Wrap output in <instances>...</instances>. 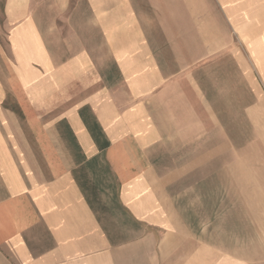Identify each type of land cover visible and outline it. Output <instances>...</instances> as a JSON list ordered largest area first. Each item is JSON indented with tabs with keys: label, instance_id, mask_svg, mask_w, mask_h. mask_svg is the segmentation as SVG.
Instances as JSON below:
<instances>
[{
	"label": "crops",
	"instance_id": "0c3cea01",
	"mask_svg": "<svg viewBox=\"0 0 264 264\" xmlns=\"http://www.w3.org/2000/svg\"><path fill=\"white\" fill-rule=\"evenodd\" d=\"M260 129L264 0H0V264H260Z\"/></svg>",
	"mask_w": 264,
	"mask_h": 264
},
{
	"label": "rangeland",
	"instance_id": "374dc122",
	"mask_svg": "<svg viewBox=\"0 0 264 264\" xmlns=\"http://www.w3.org/2000/svg\"><path fill=\"white\" fill-rule=\"evenodd\" d=\"M264 132L263 129H260V135H258L257 133L254 134L252 136V141H250L248 144H246V147H251V146H255L257 145L259 142V146L258 149H254V150H247V151H244V157L246 158V155H248L247 157L249 158H255V160L253 161H249L248 164H252L255 163L257 164L256 166H248L246 167L248 171L252 172L255 177L257 178V180H259V186H260V189L259 191L262 192L264 194V144L261 142L262 139L264 138V135L262 134ZM262 143V144H261ZM260 165H259V164ZM235 169L233 168H230L228 167L227 168V173H226V181L224 183H211L210 184V189H211V192L213 194H219L220 195V206H222V208H225V212H228L230 211L231 209H236V211L238 210V205H236V201H239V199H245L244 195L242 197L241 195V187L239 186V184L233 180H235L236 178V174H238L237 172L234 171ZM212 194V196H213ZM231 194H234V195H231ZM264 196V195H262ZM261 197V196H260ZM259 202H263V201H259ZM212 203L213 200H212ZM262 206V204L260 205V207ZM264 211V208L261 207V208H258V212H263ZM238 212V211H237ZM243 224V229H242V232H243V235L242 237L245 239V238H250V237H247L246 236V233H245V224ZM259 239H260V245H261V242L263 241V236H262V233L260 231L259 233ZM259 262L260 264H264V247L262 246H259Z\"/></svg>",
	"mask_w": 264,
	"mask_h": 264
}]
</instances>
